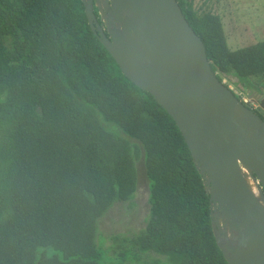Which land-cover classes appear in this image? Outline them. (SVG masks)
Here are the masks:
<instances>
[{"label":"trees","instance_id":"1","mask_svg":"<svg viewBox=\"0 0 264 264\" xmlns=\"http://www.w3.org/2000/svg\"><path fill=\"white\" fill-rule=\"evenodd\" d=\"M178 2L214 71L242 81L264 73V40L231 49L220 15ZM94 10L102 22L95 2ZM0 134V264H229L183 134L124 75L92 31L84 0H0ZM141 157L149 216L133 235L112 237L110 259L98 222L134 197ZM152 253L165 260L143 259Z\"/></svg>","mask_w":264,"mask_h":264},{"label":"water","instance_id":"2","mask_svg":"<svg viewBox=\"0 0 264 264\" xmlns=\"http://www.w3.org/2000/svg\"><path fill=\"white\" fill-rule=\"evenodd\" d=\"M84 1L92 31L124 75L150 92L179 127L210 191L213 217L232 220L236 245L225 249L217 239L228 263L264 264V206L243 174L249 168L264 189V118L219 79L178 0H105L113 31L98 20L95 0ZM216 223L222 227L219 218Z\"/></svg>","mask_w":264,"mask_h":264},{"label":"rangeland","instance_id":"3","mask_svg":"<svg viewBox=\"0 0 264 264\" xmlns=\"http://www.w3.org/2000/svg\"><path fill=\"white\" fill-rule=\"evenodd\" d=\"M89 1V0H86ZM194 7L211 8L218 12L223 20V25L228 39V44L231 49H236L244 46L255 44L264 40V0H193ZM94 4V2H93ZM95 6L100 9L102 20L110 31L114 30V24L108 20V13L112 15V9L107 7L105 0L96 1ZM107 10L109 12H107ZM117 28L121 30V25L116 24ZM221 78L222 82L226 84L241 100L249 104L256 112L264 116V97L257 99L251 97L253 93L264 95V73L254 75L250 80H239L233 74L223 75L219 71H215ZM263 102V103H261ZM110 130L117 131L120 135L128 138L119 128L114 125H107ZM4 138L0 134V170L4 167ZM138 167V188L131 200L124 202H116L100 219L98 222L99 233L97 242L102 244L106 251V256L110 259H115L118 248L117 243L112 239L113 236L119 235L128 237L139 231L146 224V219L149 216L150 203H149V180L146 175V167L143 157L137 163ZM245 176L246 173L243 170ZM251 171L249 172V176ZM252 178V177H251ZM260 184V183H259ZM251 190L257 195L261 204L264 203L261 199V192H264L262 186H258L257 181L252 178L249 181ZM9 207L5 206L2 217H6L9 212ZM215 233L219 244L228 249L229 244L237 243L238 232L230 230L222 217L218 213L214 214ZM219 218L222 227H218L216 220ZM228 238L230 241H228ZM42 249H40L41 251ZM48 250V249H47ZM49 252H60L50 249ZM105 256V258H106ZM150 257H164L152 253L144 255L143 259ZM119 264H143L142 261H136L132 257L125 258Z\"/></svg>","mask_w":264,"mask_h":264},{"label":"bare ground","instance_id":"4","mask_svg":"<svg viewBox=\"0 0 264 264\" xmlns=\"http://www.w3.org/2000/svg\"><path fill=\"white\" fill-rule=\"evenodd\" d=\"M243 170L245 171V173H246V176H245V174H244V172H243V174H244V176H245V178H246V180H247V183H248V185H249V181H252V178L249 176V172H250V169L249 168H247V167H244L243 168ZM250 187V186H249ZM250 189H251V187H250ZM253 191V190H252ZM219 217H222L223 219H224V221H225V225H227L228 226V228L230 229V230H235V231H237L235 228H230L229 227V223L232 221L230 218H227V217H223V215H219ZM220 221V220H219ZM238 232V231H237ZM238 238V237H237Z\"/></svg>","mask_w":264,"mask_h":264},{"label":"crops","instance_id":"5","mask_svg":"<svg viewBox=\"0 0 264 264\" xmlns=\"http://www.w3.org/2000/svg\"><path fill=\"white\" fill-rule=\"evenodd\" d=\"M200 10H207V11H211V12H213V13H215V14H218V12H216V11H214V10H212L213 9V7H212V9L211 8H199ZM219 15V14H218ZM221 17V16H220ZM222 22H223V20H222ZM223 27H224V25H223ZM224 30H225V28H224ZM226 33V32H225ZM227 36V35H226ZM228 40V39H227ZM229 45V44H228Z\"/></svg>","mask_w":264,"mask_h":264},{"label":"flooded vegetation","instance_id":"6","mask_svg":"<svg viewBox=\"0 0 264 264\" xmlns=\"http://www.w3.org/2000/svg\"><path fill=\"white\" fill-rule=\"evenodd\" d=\"M261 103H263V102H261ZM260 186H261V184H260Z\"/></svg>","mask_w":264,"mask_h":264}]
</instances>
